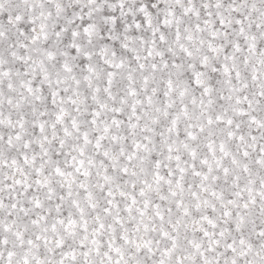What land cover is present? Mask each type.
Returning a JSON list of instances; mask_svg holds the SVG:
<instances>
[{
    "label": "snow or ice",
    "instance_id": "obj_1",
    "mask_svg": "<svg viewBox=\"0 0 264 264\" xmlns=\"http://www.w3.org/2000/svg\"><path fill=\"white\" fill-rule=\"evenodd\" d=\"M0 264H264V0H0Z\"/></svg>",
    "mask_w": 264,
    "mask_h": 264
}]
</instances>
